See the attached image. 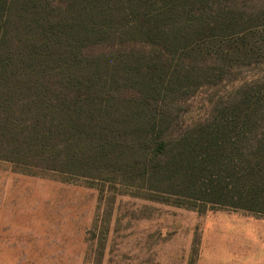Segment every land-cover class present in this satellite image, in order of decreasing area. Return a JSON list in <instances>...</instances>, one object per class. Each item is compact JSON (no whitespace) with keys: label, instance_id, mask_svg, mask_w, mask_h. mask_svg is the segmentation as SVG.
I'll return each instance as SVG.
<instances>
[{"label":"trees","instance_id":"1","mask_svg":"<svg viewBox=\"0 0 264 264\" xmlns=\"http://www.w3.org/2000/svg\"><path fill=\"white\" fill-rule=\"evenodd\" d=\"M262 67L264 0H0V160L264 216Z\"/></svg>","mask_w":264,"mask_h":264},{"label":"rangeland","instance_id":"2","mask_svg":"<svg viewBox=\"0 0 264 264\" xmlns=\"http://www.w3.org/2000/svg\"><path fill=\"white\" fill-rule=\"evenodd\" d=\"M258 72L200 88L180 126ZM0 264H264V216L0 160Z\"/></svg>","mask_w":264,"mask_h":264},{"label":"crops","instance_id":"3","mask_svg":"<svg viewBox=\"0 0 264 264\" xmlns=\"http://www.w3.org/2000/svg\"><path fill=\"white\" fill-rule=\"evenodd\" d=\"M252 227H255V226L252 225ZM247 229H248V228L246 227V230H247Z\"/></svg>","mask_w":264,"mask_h":264}]
</instances>
